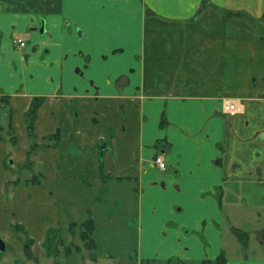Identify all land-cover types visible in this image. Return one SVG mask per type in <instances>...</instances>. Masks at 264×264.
I'll use <instances>...</instances> for the list:
<instances>
[{
	"label": "crops",
	"instance_id": "0c3cea01",
	"mask_svg": "<svg viewBox=\"0 0 264 264\" xmlns=\"http://www.w3.org/2000/svg\"><path fill=\"white\" fill-rule=\"evenodd\" d=\"M202 1L0 0V97L8 99L0 102V239L22 225L31 249L44 250L60 226L63 191L81 186L95 190L86 204L95 233L100 217L125 223L121 209H135L141 238L196 228L223 252L229 236L244 240L238 251L251 249L235 213L243 185L264 188V0H208L200 10ZM36 97L45 102L33 140ZM223 98L240 99L242 113L225 115ZM57 131L58 146L29 152ZM157 154L166 171L153 164ZM33 175L41 185L26 184ZM202 246L175 245L166 260L193 263ZM253 246L255 258L227 264H264V248Z\"/></svg>",
	"mask_w": 264,
	"mask_h": 264
},
{
	"label": "rangeland",
	"instance_id": "374dc122",
	"mask_svg": "<svg viewBox=\"0 0 264 264\" xmlns=\"http://www.w3.org/2000/svg\"><path fill=\"white\" fill-rule=\"evenodd\" d=\"M233 12H245L246 15L245 17H231L245 20L249 18L248 20H251V15L246 11H232L226 12L225 14L227 15L228 13ZM0 122L6 123V111L2 109L0 110ZM27 164L28 162L25 165ZM34 176L37 175H33V177ZM79 187L81 188V186ZM79 187H75L74 191H63L65 197H63L60 202L61 219L59 226L63 244L59 247L60 254L58 257L46 258L45 252L47 255V251L45 250L44 244L42 248L45 252L42 249H38L40 247L37 248V246H35V250H32L31 247L33 242L31 236H29L24 229H21L18 231L15 230L16 232H13L9 237H1L7 242L8 247L4 254L1 253L2 256L0 254V264H94L88 262L96 260L95 258H98L96 264H140V262L146 258L154 259L155 261H153L152 264H163L167 261L166 257L168 254L174 251L173 249L175 248V245L178 247L190 248L192 250V247L197 240H199V242H202V240L205 241L208 243L209 248L204 249L202 246L204 255L201 252H195L190 259L193 261L192 264H200L202 259L214 260L221 252H223L221 248H217L219 244L216 239H210L211 241L209 239L206 240L202 237L203 235L196 231V228L191 231L192 235L190 236L183 234V237H173L171 231L165 233V231L162 230L160 231L161 234L160 232H154L149 233V237L141 238L139 233V221L137 220V216L134 215L135 209L129 211L121 209L124 217L127 218L125 223L119 221L110 223L107 218L104 222L103 216L98 219L95 240L97 241L99 248L94 254V252L88 251L85 248L84 243L79 240L78 235L81 231L80 228H76L73 233L70 231V224L72 222L81 224L84 219L88 218L86 204H88L87 201L89 200V197H91L90 193H95L94 189L87 190V188H84L81 190L82 188L80 189ZM245 188L246 186L243 185L242 189H240L241 196H245L246 198L239 199L240 207H237L235 222L243 232H248V234H250L252 245L251 249L244 250V252L242 250L238 251L239 249H242V243L240 244V242H244V240H237L234 236L233 238H231V236L227 237L225 240L226 253L225 251L224 253L231 261L234 260V257L239 256L249 257L250 259L255 258L257 250H253V245H262L261 247L264 248V244L261 243V241L264 242V188L262 190L260 188ZM251 194H253V196L257 194L258 197H253L254 199H251ZM244 199H247V202H245ZM105 204L108 206L107 203H104L103 205ZM120 208L121 205H119L118 208L115 206L110 209L114 210L115 213H119ZM177 223L179 222L176 221L175 223H171V226L181 229L180 225H176ZM123 226L128 228V231H124ZM14 227L15 225H12V231L14 230ZM185 231H188V229ZM176 240L179 243H176ZM29 243H31V245H29ZM76 246L81 247L80 254L74 252L75 255L68 258L65 255V249L71 247L74 250ZM141 246L143 247V253L141 252ZM37 250H42L43 253L36 252ZM91 254H94L95 258H93ZM155 255L157 257H155ZM32 256L37 258V261L31 259L30 257Z\"/></svg>",
	"mask_w": 264,
	"mask_h": 264
},
{
	"label": "trees",
	"instance_id": "16d2710c",
	"mask_svg": "<svg viewBox=\"0 0 264 264\" xmlns=\"http://www.w3.org/2000/svg\"><path fill=\"white\" fill-rule=\"evenodd\" d=\"M210 3L207 0H203L201 3V8L200 10H204L205 8L209 7ZM228 16H236V17H245L246 13L245 12H236V13H228ZM249 19V18H247ZM251 21H255V19H253L251 17ZM264 39V36H263ZM8 101L7 98H3L2 102L5 104ZM45 102V98L43 97H36L33 99V103L31 106V110L30 113L27 115V122H28V135L31 139L35 140V134H34V123L35 120L37 118V113L39 108L43 105V103ZM164 125V123L162 124ZM11 123H9V129L11 128ZM2 128L0 127V134L2 132ZM60 141V134L57 131L56 133L49 135L47 137H44L42 139V144L38 145L36 143H33V145L30 148L29 152H33L34 150H36L37 148L41 147V148H55L56 146H58ZM16 142L15 137H13V143ZM100 173H101V178L105 179L106 176L104 175V169H103V165L101 164L100 166ZM41 180L39 179V176H34L32 177L31 181L26 182V184H32V185H41ZM222 197L219 196V203L220 205L222 204ZM76 228H80V232H79V240L81 242L84 243L85 248L90 251V252H96L98 244L97 241L95 240L94 237V233H95V222L94 220L89 217L86 220H84L81 224L79 223H71L70 224V231L73 233L75 231ZM14 230H23L24 228L21 225H15V227L13 228ZM233 232L239 236L241 238L242 234L243 236H246L245 233L241 232L238 229L233 228ZM75 234V233H74ZM63 244V239L61 237L60 234V230L59 228H52L49 229L45 238V242H44V246H45V250L47 251V257H58L59 256V247L62 246ZM29 245H31V243H29ZM80 254L81 252V247L76 246L74 248V250L71 247H67L65 249V255L70 258L73 255H75V253ZM4 254V253H3ZM92 255L93 258H95V255ZM31 259H34L37 261V258H34L33 256L30 257ZM155 260H145V261H141L140 264H152V262ZM228 259L225 255L224 252H221L219 256H217L214 260H203L201 261L200 264H227ZM163 264H192L190 262H186V261H180V260H176V259H169L167 261H165Z\"/></svg>",
	"mask_w": 264,
	"mask_h": 264
},
{
	"label": "built area",
	"instance_id": "2783aa9c",
	"mask_svg": "<svg viewBox=\"0 0 264 264\" xmlns=\"http://www.w3.org/2000/svg\"><path fill=\"white\" fill-rule=\"evenodd\" d=\"M14 45L18 48H24L26 46V42L22 39H14ZM3 100V97H0V102ZM242 102L240 99L233 98H223L222 99V112L229 116L235 117L242 113ZM153 164L160 170L166 171L168 165L165 161L163 154H157L153 159Z\"/></svg>",
	"mask_w": 264,
	"mask_h": 264
},
{
	"label": "water",
	"instance_id": "95a60500",
	"mask_svg": "<svg viewBox=\"0 0 264 264\" xmlns=\"http://www.w3.org/2000/svg\"><path fill=\"white\" fill-rule=\"evenodd\" d=\"M7 245L3 239H0V252H5Z\"/></svg>",
	"mask_w": 264,
	"mask_h": 264
}]
</instances>
